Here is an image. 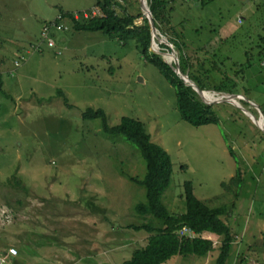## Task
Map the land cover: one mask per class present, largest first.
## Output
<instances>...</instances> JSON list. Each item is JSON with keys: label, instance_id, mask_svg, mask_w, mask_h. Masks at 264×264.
Instances as JSON below:
<instances>
[{"label": "rangeland", "instance_id": "374dc122", "mask_svg": "<svg viewBox=\"0 0 264 264\" xmlns=\"http://www.w3.org/2000/svg\"><path fill=\"white\" fill-rule=\"evenodd\" d=\"M95 2L0 0V253L15 256L14 264H121L146 245L148 234L131 228L150 220L137 214L145 190L130 180L143 178L144 159L132 143L105 134L99 119L83 121L90 108L102 109L109 126L123 117L138 120L170 156L172 178L162 203L171 214L185 211L186 182L197 199L227 209L221 219L232 239L225 264H264V133L258 127L264 0H175L164 29L160 22L155 26L150 51L180 71L190 64L183 73L190 78L210 73L200 79L214 102L227 94L209 87L237 85L240 99L211 105L219 123L201 127L180 118L174 87L134 39L122 43L99 32H75L59 13L80 19ZM116 2L120 16L125 10L145 14L141 0ZM59 16L68 29H53L48 46L39 29ZM29 230L46 232V245L39 246ZM182 233L212 241L213 250L166 264H217L221 236ZM20 238L39 255L20 253ZM4 257L0 264H13Z\"/></svg>", "mask_w": 264, "mask_h": 264}, {"label": "trees", "instance_id": "16d2710c", "mask_svg": "<svg viewBox=\"0 0 264 264\" xmlns=\"http://www.w3.org/2000/svg\"><path fill=\"white\" fill-rule=\"evenodd\" d=\"M174 1L175 0H148L154 17L153 22L156 27L158 24L157 22H160L161 28L164 29L163 27L166 25V19H168L166 15L173 11L170 4ZM200 2L201 5H203L204 0H200ZM95 7L101 11V17L74 19L73 12L59 10V13L62 17L71 19L73 23L72 29L75 32H99L106 35L109 39H117L122 43H125L126 40L134 39L136 48L142 53L144 58L155 66L164 76L165 80L174 87L176 109L183 121L194 127L219 123V118L213 107L207 106L201 102V100L197 98L196 92L183 83L172 68L163 61L160 55L150 51L152 40L151 30L144 16H133L127 14L126 10L122 16L118 15L117 7H119V4L116 0H96ZM140 18L142 19V23L138 25L136 21ZM45 23H47V21L44 22L41 28L40 37ZM51 35L50 33L48 36L52 39ZM262 42H264V40H262ZM170 43L174 46L173 42ZM163 49L170 50L168 47ZM263 58L264 51L259 54L258 61ZM16 65L18 64L16 63ZM197 65L202 68V64L199 65V61H197ZM250 67H252V65ZM189 68L191 69L190 64L186 67L182 64L180 67L183 73ZM204 76L206 77L205 81H207L209 76L212 75H210V73L206 74L201 70L198 76L195 75L191 77L193 82L201 90H206L202 82L203 80L200 79ZM188 77L191 80L189 74ZM242 79L239 78V80ZM229 83L230 82L223 85L211 86L209 88L224 94L235 95V93L238 92L236 91L237 89H235L237 85L233 82L231 86ZM1 86L0 81V92L3 93ZM63 98L64 104L70 107L65 97ZM262 113L264 114L263 111ZM82 119L83 121L99 119L102 131L105 134L112 137H122L135 145L145 162V173L143 178L137 179L131 177L130 180L138 186L143 187L145 190L146 201L136 205V212L141 218H149L150 220H147L146 223L144 222L140 226H131V228L135 231L143 230L148 234V238L145 246L134 248L131 258L121 264H166L177 256L203 257L207 252L213 250L212 241L196 238L193 235L187 236L182 233L183 230L196 235L211 233L221 236L223 240L217 264H225L229 257L228 253L232 239L229 226L221 219V216L226 214L227 209L224 206L210 207L205 201L197 199L193 193L192 183L186 182L183 186L185 211L179 214H171L162 203V196L171 182L172 162L170 156L161 147L151 141L149 134L145 131L144 125L138 120L123 117L118 125L109 126L106 114L102 109L93 110L88 108L82 114ZM238 178L239 171L237 170V179ZM237 181L238 183L240 182L239 179ZM154 222H157L158 225H154ZM28 233L29 235L38 237V242H40L39 246L46 245V243H44V237L48 235L45 236L44 233L40 232L31 233V231ZM27 241L28 238H20L18 240L19 252L25 255L32 254V256H34V249L31 250L30 243ZM0 255H5L4 258L13 262V264L16 261V257L9 252L8 254L0 253ZM18 264H20V262H18Z\"/></svg>", "mask_w": 264, "mask_h": 264}, {"label": "bare ground", "instance_id": "6f19581e", "mask_svg": "<svg viewBox=\"0 0 264 264\" xmlns=\"http://www.w3.org/2000/svg\"><path fill=\"white\" fill-rule=\"evenodd\" d=\"M141 4H142V7H143V12L145 13V14H148V7H147V3H146V0H141ZM169 56H171V57H174V53L172 52L171 54H169ZM169 63L171 62V61H168ZM171 64L173 65V63L171 62ZM176 71L179 73V75L182 77V79L185 81V83L187 84V86H189V87H191L194 91H195V86H197L192 80H190L189 79V77L187 76V75H183L182 73L183 72H181L178 68H177V65H176ZM193 83H194V85H193ZM198 87V86H197ZM199 88V87H198ZM200 89V88H199ZM201 90V89H200ZM202 92H199V96L200 97H205L206 98V100H207V103H216V102H219V101H216V102H214L215 100H213V99H210L211 98V96L213 95V94H211V93H209V92H206V91H204V90H201ZM196 92V91H195ZM197 94V93H196ZM215 94V93H214ZM219 97V99L220 100H222V101H220V102H228V101H230V102H234V99L235 98H239L240 99V97L239 96H237V95H235L234 97H228V96H224V95H218ZM219 102V103H220ZM253 106V105H252ZM253 107H255V106H253ZM255 108H257V107H255ZM242 111H244V109H242ZM247 114L250 116V114L251 113H249V112H247ZM250 118H251V120L255 123V124H257V122H259V121H262L261 123L259 122V124H260V126H258L259 128H261V130L263 131V133H264V121H263V117H261V116H259V118H258V120L259 121H256V120H254V118H253V116H252V114H251V116H250Z\"/></svg>", "mask_w": 264, "mask_h": 264}, {"label": "built area", "instance_id": "2783aa9c", "mask_svg": "<svg viewBox=\"0 0 264 264\" xmlns=\"http://www.w3.org/2000/svg\"><path fill=\"white\" fill-rule=\"evenodd\" d=\"M101 16H102V13L97 8H94L93 10H90L88 12L87 11L82 12L80 14V18H83V19L96 18V17H101ZM62 22H63V18L59 16L56 19V21L52 23H45L42 33H41V38L47 43L48 46H53V40L50 38V36H48L52 32L53 29H55L58 32H63L68 29V27L64 25ZM183 231H186V230H183ZM12 253L15 254V252H12ZM1 261L3 260H0V263Z\"/></svg>", "mask_w": 264, "mask_h": 264}, {"label": "water", "instance_id": "95a60500", "mask_svg": "<svg viewBox=\"0 0 264 264\" xmlns=\"http://www.w3.org/2000/svg\"><path fill=\"white\" fill-rule=\"evenodd\" d=\"M150 4L148 3V5H147V7H148V14H144V16H145V19L147 20V22H148V25H149V27H150V30H151V36H152V38L155 36V34L157 33V30H156V28H155V25H154V22H153V20H154V17H153V15H152V12H151V9H150V6H149ZM151 42H152V40H151ZM170 48V47H169ZM171 50H172V48H170ZM163 61H164V58H163ZM165 62V61H164ZM166 63V62H165ZM171 68H172V70L174 71V73L183 81V83L187 86V84L185 83V81L182 79V77L179 75V73L176 71V64H174V66L170 63H167ZM183 74V73H182ZM183 75H187V74H183ZM193 85H194V83H193ZM188 87V86H187ZM195 91H196V95H197V98L198 97H200L199 96V92H202L197 86H195ZM216 93V92H215ZM217 94H220V93H217ZM226 95V94H225ZM226 96H228V97H234L235 95H229V94H227ZM242 96V95H241ZM242 97H244V96H242ZM199 99V98H198ZM199 100H201V102H203L205 105H207V106H211V105H213L214 103H207L202 97H200V99ZM244 102H246L249 106H251V105H253V106H255L253 103H251L250 101H247V99H245L244 100ZM256 107V106H255ZM261 117H263V121H264V114H263V116L261 115Z\"/></svg>", "mask_w": 264, "mask_h": 264}, {"label": "crops", "instance_id": "0c3cea01", "mask_svg": "<svg viewBox=\"0 0 264 264\" xmlns=\"http://www.w3.org/2000/svg\"><path fill=\"white\" fill-rule=\"evenodd\" d=\"M69 12V11H68ZM74 13V12H73ZM43 22H45V21H43ZM40 32H41V28L39 29V34H40ZM62 42L64 41V40H61ZM35 226H37V227H39V226H41L40 224H36ZM34 226V227H35ZM29 231H31V233H36V232H34L33 230H29ZM37 232H39L38 230H37ZM42 233H44V235H47L46 234V232H42ZM34 251V253H33V257H36V256H38L39 254H38V252H39V248H37L36 250H33Z\"/></svg>", "mask_w": 264, "mask_h": 264}, {"label": "clouds", "instance_id": "9594fccd", "mask_svg": "<svg viewBox=\"0 0 264 264\" xmlns=\"http://www.w3.org/2000/svg\"><path fill=\"white\" fill-rule=\"evenodd\" d=\"M87 11H89V10H87ZM83 12H85V11H83ZM81 13H82V12H81ZM81 13H80V14H81ZM96 18H97V17H96Z\"/></svg>", "mask_w": 264, "mask_h": 264}]
</instances>
